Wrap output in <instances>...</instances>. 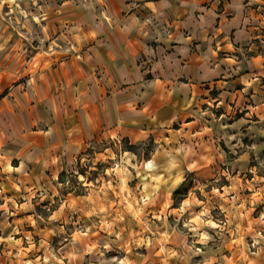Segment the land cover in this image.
Instances as JSON below:
<instances>
[{
    "label": "crops",
    "instance_id": "1",
    "mask_svg": "<svg viewBox=\"0 0 264 264\" xmlns=\"http://www.w3.org/2000/svg\"><path fill=\"white\" fill-rule=\"evenodd\" d=\"M85 157L116 166L82 194ZM263 158L264 0H0V264H264L250 208L193 225Z\"/></svg>",
    "mask_w": 264,
    "mask_h": 264
},
{
    "label": "rangeland",
    "instance_id": "2",
    "mask_svg": "<svg viewBox=\"0 0 264 264\" xmlns=\"http://www.w3.org/2000/svg\"><path fill=\"white\" fill-rule=\"evenodd\" d=\"M38 4H42L44 2L51 3V6H59L64 2H72V0H36ZM74 2H78L80 4H85L93 0H73ZM101 6V5H100ZM257 162L252 159L250 165L253 166V171L250 169L248 172L241 174L244 176V179H250L255 176L256 180L252 182V186L247 188H243L242 190H236L233 187L229 190L224 191V205L223 207H217L214 204V199L208 200L207 204H197L195 215L193 216L194 226H199L202 229L203 237L210 239L213 244H217L218 234H222V238H230L231 230L236 228V221L234 220L233 215L236 211L239 215L241 210L251 209L252 217L257 220V228H256V238L254 241L251 239H244L246 246L248 249L256 251L257 248L264 247V189H260L259 185H262L264 182V158L263 162L260 164H256ZM77 167L73 170V172H69L65 175L64 185L67 189L74 190L76 193H84L83 184L90 182L93 184V189L96 186H100L103 182L106 184V177L113 178L112 173L108 168H115L116 165H112L107 162H102L100 160H94L93 162L88 157H85L82 161H77ZM224 171V175H221L217 180V185L230 186L232 182L230 177L233 175V171L231 169V165L225 164L222 167ZM112 183V181H110ZM92 186V185H91ZM206 187L203 190V194L198 196V200L203 202L206 200L207 195H205L206 191H211V185H205ZM104 194L112 193L111 189L102 190ZM113 194V193H112ZM111 194V197H112ZM211 195V193H210ZM118 196H115L117 198ZM211 196V198H213ZM243 201L242 207L238 206V201ZM251 201V203H250ZM214 203V204H213ZM189 214V213H188ZM233 214V215H232ZM189 218V216H188ZM168 221H170V225L181 232L187 234V212L182 214L180 217H176L175 219L172 216L169 217ZM122 222H117V224H121ZM193 223V222H192ZM196 223V224H195ZM103 227H108V223H102ZM81 231V229H80ZM69 234V233H67ZM208 234V235H207ZM211 235V236H209ZM233 236V234H232ZM235 235L232 237L234 238ZM39 238L36 235H31L28 240L23 239V242H31L33 245H37Z\"/></svg>",
    "mask_w": 264,
    "mask_h": 264
},
{
    "label": "built area",
    "instance_id": "3",
    "mask_svg": "<svg viewBox=\"0 0 264 264\" xmlns=\"http://www.w3.org/2000/svg\"><path fill=\"white\" fill-rule=\"evenodd\" d=\"M80 230V229H79ZM66 240V239H65Z\"/></svg>",
    "mask_w": 264,
    "mask_h": 264
}]
</instances>
